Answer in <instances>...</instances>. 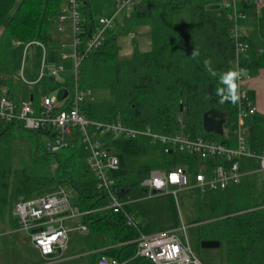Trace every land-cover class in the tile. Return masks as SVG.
<instances>
[{"label":"trees","instance_id":"obj_1","mask_svg":"<svg viewBox=\"0 0 264 264\" xmlns=\"http://www.w3.org/2000/svg\"><path fill=\"white\" fill-rule=\"evenodd\" d=\"M221 1L135 0L129 9L120 11L103 44L88 51L78 65L77 82L86 95L79 105L82 117L92 123L119 122L164 135L182 132L235 147L237 104L220 103L221 97L216 95L217 89L224 88L220 75L234 70L230 64L234 44ZM115 5L116 0H79L80 49L97 29L99 18ZM64 6L65 0H0V97L17 102L14 41L46 42L48 28L55 25ZM245 9L248 12L254 6ZM245 40L250 49L241 56L240 64L255 76L264 69V42L255 49L253 38L245 34ZM125 42L130 46L129 54L123 52ZM194 51L199 53L195 58ZM206 60L210 61L208 67ZM71 85L72 80H68L65 90ZM212 109L224 113L223 135L203 130V114ZM14 125L0 122V139ZM244 127L247 148L256 155L263 154L264 114L248 115ZM29 132L33 136L31 169L0 162V218L10 217L21 198L64 188L72 204L81 212L89 211L79 218L88 230L81 240L84 250L135 247L137 229L126 224L122 213L104 209L106 197L96 188L78 137L68 147L50 153L40 150L37 140L39 135L46 140L48 132ZM98 137L120 158L122 169L115 174V188L121 201H129V191L139 188L152 169L171 171L180 167L192 183L201 166L209 164L188 152L164 153L161 149L152 168L144 156L155 144L149 138ZM42 162L45 174L39 170ZM256 168L251 158L242 164V169ZM205 196L208 215L192 221L199 240L220 242V264H264V182L256 174H249L239 183ZM138 228L141 230L140 224Z\"/></svg>","mask_w":264,"mask_h":264},{"label":"built area","instance_id":"obj_2","mask_svg":"<svg viewBox=\"0 0 264 264\" xmlns=\"http://www.w3.org/2000/svg\"><path fill=\"white\" fill-rule=\"evenodd\" d=\"M135 0H116V11L110 16L99 18L97 29L87 38L83 49H80L79 37V0H65V6L55 20L59 31L64 30V24L69 25L73 32L72 54L62 55L65 60L73 59L72 85L66 90V96L59 104L55 98L44 96L40 106L35 108L33 100L15 102L5 96L0 97V122L17 124L26 131L46 130L49 136L45 140L47 152L56 153L71 144L68 139L72 130L85 152V163L96 181V188L102 192L107 200L104 209L114 213H122L126 224L137 229V236L133 240L134 258H145L152 264H206L195 256L189 245L183 243L171 228L158 229L151 233H143L138 227L139 223L134 212L124 209L128 201H121L116 195V171L120 169L119 158L110 152L98 134H112L125 139H135L139 136L149 138L152 143L160 146L164 153L171 150L188 152L195 155L198 160L208 161V165L201 166V170L194 175L190 183L189 175L184 169L178 167L171 171L152 169L148 177L141 182L142 190L151 197L153 192L166 191L169 186L178 189L187 187L195 189L198 194L205 195L211 191L224 190L239 183L249 174H256L264 182V153L256 155L246 146L244 120L248 115L256 112V106L247 89L250 75L246 72L237 81L240 101L237 103V127L235 129L236 146L228 147L220 142L205 139L202 136L190 137L182 132L173 135H164L152 132L149 128L138 130L122 125L119 122L92 123L85 120L80 114L79 105L83 101V92L77 82V68L80 61L88 51L98 48L105 41V33L113 25L117 14L129 9ZM253 5L254 9L264 5V0H222L221 8L225 11L229 24V37L234 44V57L230 64L234 70L245 68L240 64V58L249 49L250 44L245 40L243 23L247 19L245 7ZM43 51L40 74L33 84L43 77H53L64 71V66H46L44 44L32 41ZM29 44V45H30ZM254 159L257 168L242 169L243 162ZM175 177V178H174ZM176 195V191H174ZM63 212L66 219H78L87 212H81L72 204L69 192L59 188L53 193L39 194L26 199H19L15 204L13 214L18 230L25 233L46 261L60 258L68 247V232L62 219L56 216ZM58 223L57 226L54 224ZM81 235L87 234L86 226L80 224L74 228ZM118 258H109L100 255L96 264H126Z\"/></svg>","mask_w":264,"mask_h":264},{"label":"rangeland","instance_id":"obj_3","mask_svg":"<svg viewBox=\"0 0 264 264\" xmlns=\"http://www.w3.org/2000/svg\"><path fill=\"white\" fill-rule=\"evenodd\" d=\"M116 11V8L110 7L105 11V15L110 16ZM260 21L264 19V14H258ZM102 17V16H101ZM261 35L264 36V28L260 25ZM72 40L73 32L69 25L64 24V30L59 31L54 24L48 28L47 40L44 42L46 66H64V71L59 72L53 77L45 75L42 79L33 84L40 74L42 64L43 51L40 46L36 44L23 43L17 40L13 43V62L16 69L17 79V102L29 101L30 96L33 98L34 106L40 103L44 96L54 97L55 104H59L61 96L65 90V84L68 80H72L73 74V59L68 57L63 60L62 55L72 54ZM30 44V45H29ZM123 52L129 54L130 46L128 43L123 44ZM53 78V80H50ZM76 138L75 131L72 130L69 140ZM32 133L22 129L19 125L11 126L6 135L0 139V162L12 163L13 168L21 166L31 167L32 159V146H33ZM38 142L39 149H45V137L39 135ZM234 143L236 140L234 138ZM46 150V149H45ZM160 146L157 144L151 145L147 153L144 154L145 162L154 167V163L159 157ZM119 158V157H118ZM120 163V158H119ZM39 170L45 174V164L42 162L38 165ZM31 169V168H30ZM122 166L116 173H119ZM59 189V188H58ZM56 189L55 191H57ZM52 191V192H55ZM176 191V195H174ZM40 193H43L40 191ZM129 201L124 209L128 212H134L137 217L138 223L141 225V231L147 233L148 231L172 227L176 230V234L183 243H187L195 256L206 264H220V251L219 249H202L200 247V240L197 236L198 229L192 224V221L198 217H206L209 213L207 198L205 195L199 196L195 189L182 187L178 189L175 186H169L166 191L158 192L151 197L147 196L142 191L140 184L139 188H132L129 191ZM201 200V204L199 203ZM64 216L60 212L57 217ZM5 220L10 221V217L5 215ZM0 221V264H20L22 259L19 258V252L23 250L22 246L15 247L10 244V239L21 238L29 239L23 233H10V223ZM64 226L70 229L68 232V245L60 258H63L57 264H94L96 259L101 254L98 251H87L81 246L83 236L76 231L75 227L80 225L79 219L66 220ZM16 251V252H15ZM112 250L102 252L109 258H115V253ZM130 254L129 257H125ZM134 247L130 246L121 252L123 261H129L133 258ZM58 260V259H56ZM131 264H152L151 261L145 258L138 259Z\"/></svg>","mask_w":264,"mask_h":264},{"label":"crops","instance_id":"obj_4","mask_svg":"<svg viewBox=\"0 0 264 264\" xmlns=\"http://www.w3.org/2000/svg\"><path fill=\"white\" fill-rule=\"evenodd\" d=\"M115 8H116V5H115ZM247 13H248L247 14V20H245V22L243 23L244 33L246 34V36L253 38V41L256 42L255 46H257L255 49H257L258 46L260 45V43L264 42V36L261 35L260 29H259L260 25H261V27L264 28V19L261 18V21H260V18L258 15V14H262V13L264 14V5L259 7L258 9L249 10ZM247 89L249 91L250 96L253 99L255 106H256V109H257L256 112L264 114V69L258 71V73L255 76H250V79L247 82ZM32 100H33V98H32ZM61 100H62V98L60 99V102H61ZM33 104H34V101H33ZM39 106H40V103L38 105H36L35 108H38ZM58 219H62L63 220L62 223H64L66 220H70V219H66L65 215L64 216L62 215L59 217L56 216V220H58ZM0 221L7 222L8 220L0 218ZM8 223H10V226H12L10 228V233H23V232L18 230L16 219H15L13 213L10 216V221H8ZM54 225L57 226L58 223H55ZM169 228H171V227H169ZM156 230H158V229H156ZM156 230L154 229L152 231H148L147 233H151V232H154ZM23 234H25V233H23ZM82 236H84V235H82ZM26 237L29 239V237L27 235H26ZM10 244L15 245V247H19V246L23 247V250L20 252H19V249L17 248V250H18L17 256L23 260L22 263H20V264H57L59 261H61L63 259V258H61V259L54 260V261H46L40 255L38 250L32 245V242L30 239H29V242L26 239L24 240V238H21L20 240L10 239ZM67 248L69 249V245ZM125 248H128V247H124V248H120V249L109 248V249H102V250H97V251L102 254V252H104V251L112 250L111 252L115 253L116 258L123 259L124 257L123 258L121 257V252ZM129 256H130V254L127 253V255L125 257L127 258ZM131 260H134V255H133V258H131ZM131 260H129V261H131ZM126 262H128V261H126ZM94 264H96V262Z\"/></svg>","mask_w":264,"mask_h":264},{"label":"clouds","instance_id":"obj_5","mask_svg":"<svg viewBox=\"0 0 264 264\" xmlns=\"http://www.w3.org/2000/svg\"><path fill=\"white\" fill-rule=\"evenodd\" d=\"M199 53L194 51L192 53L195 58ZM210 61H205V66L208 67ZM210 73L215 76L216 73L212 72L211 68H209ZM246 73L244 69L237 70H229L220 75V83L224 85V88H220L216 90V95L220 96V103L230 102L232 104L239 103L241 97L238 91V83L237 81L240 79L242 75Z\"/></svg>","mask_w":264,"mask_h":264},{"label":"water","instance_id":"obj_6","mask_svg":"<svg viewBox=\"0 0 264 264\" xmlns=\"http://www.w3.org/2000/svg\"><path fill=\"white\" fill-rule=\"evenodd\" d=\"M50 80H53V78H50ZM67 91L64 90L61 98H65ZM30 100H32V97H30ZM224 113L220 110L212 109L203 114L202 119V127L205 132L217 134V135H223L224 134ZM145 192V190H142ZM157 192H153V194H156ZM200 247L202 249H219L220 248V242L219 241H201Z\"/></svg>","mask_w":264,"mask_h":264},{"label":"snow or ice","instance_id":"obj_7","mask_svg":"<svg viewBox=\"0 0 264 264\" xmlns=\"http://www.w3.org/2000/svg\"><path fill=\"white\" fill-rule=\"evenodd\" d=\"M175 178V177H174Z\"/></svg>","mask_w":264,"mask_h":264}]
</instances>
